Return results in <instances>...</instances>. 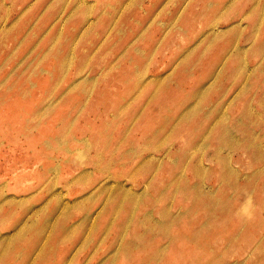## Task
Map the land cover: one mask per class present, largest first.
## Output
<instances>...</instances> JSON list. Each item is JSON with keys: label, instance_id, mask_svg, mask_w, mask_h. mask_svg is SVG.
Wrapping results in <instances>:
<instances>
[{"label": "rangeland", "instance_id": "1", "mask_svg": "<svg viewBox=\"0 0 264 264\" xmlns=\"http://www.w3.org/2000/svg\"><path fill=\"white\" fill-rule=\"evenodd\" d=\"M177 262L264 264V0H0V264Z\"/></svg>", "mask_w": 264, "mask_h": 264}, {"label": "bare ground", "instance_id": "2", "mask_svg": "<svg viewBox=\"0 0 264 264\" xmlns=\"http://www.w3.org/2000/svg\"><path fill=\"white\" fill-rule=\"evenodd\" d=\"M212 32H214V30H211L210 31V33H212ZM216 41V40H215ZM215 44V43H214ZM213 45V44H212ZM206 46H207V44H206ZM208 47V46H207ZM205 49V48H204ZM210 49V48H209ZM207 51V50H206ZM214 57V56H213ZM230 57H231V55H230ZM229 57V58H230ZM215 58V57H214ZM231 59V58H230ZM229 59V60H230ZM214 61H215V59H214ZM213 62V61H212ZM225 62V61H224ZM222 63L223 62H221L218 66H217V69H219V70H221L222 69ZM214 64V63H213ZM224 65H226V64H224ZM58 66V65H57ZM220 67V68H219ZM62 68V67H61ZM209 69V68H208ZM219 70H218V72H219ZM62 72V71H61ZM210 72V71H209ZM233 72V71H232ZM124 75V74H123ZM222 75V74H221ZM125 76H127V75H125ZM204 78V77H203ZM140 82L141 83H144V84H146L147 82H144L143 80H140ZM140 82H138V80H134L133 81V85H136L137 83H140ZM209 92V91H208ZM201 117V116H200ZM222 121H224V119H220L219 120V122H222ZM234 122V121H233ZM236 122V121H235ZM235 126V125H234ZM215 128H217V127H215ZM214 129V128H213ZM213 129L211 130V131H213ZM219 130V129H218ZM238 130V129H237ZM216 132H217V130H216ZM190 133V132H189ZM216 134V133H215ZM214 134V135H215ZM215 137V136H214ZM147 157H148V155L145 157V159L144 160H147ZM127 158V157H126ZM110 160H112V158L110 159ZM114 161V160H113ZM115 162V161H114ZM149 165V164H148ZM147 165V166H148ZM149 168H150V165H149ZM125 169V168H124ZM148 170V169H147ZM98 189V188H97ZM118 191H121V189H119ZM136 193V192H135ZM127 194L129 195V196H132L134 193L133 192H127ZM115 201V200H114ZM114 203V202H113ZM128 210V209H127ZM162 214V213H161ZM102 217V216H101ZM100 217V218H101ZM125 217V216H124ZM164 217H166V215L163 213V216H160V217H158V218H156L155 219V221L154 222H150V227L149 228H151V229H154V228H156V229H163L164 230V232H162V233H164V235H163V238L162 239H159V240H157L156 241V244H158L159 245V247H160V250H161V252H162V257L164 258V254H166L169 250H171V251H175V247H176V244H177V241L176 240H178V236H177V231H176V228H175V231H176V234H175V231L172 233V234H167V233H169V231L171 230L170 228H172V227H175L176 226V222L175 221H172V222H170V223H165L164 222ZM180 225V224H179ZM140 226V225H139ZM182 227V226H181ZM170 229V230H169ZM157 230V231H158ZM129 231V232H128ZM128 233L126 234L125 233V238L124 239H128V238H130V232L132 231V229L130 230V228L128 229ZM154 231V230H153ZM56 232V231H55ZM145 233H147V237H143V235H145V234H137L136 232H134V234H136V241H134V242H130V240H128L126 243V245H122L123 246V248H126V249H128L129 247H131L132 249H136V248H138V250H139V252H140V249H145V243H146V240H148V238L152 235V232H150V231H146ZM151 233V234H150ZM150 234V235H149ZM156 236V235H155ZM158 236H160V235H158ZM157 236V237H158ZM154 238V237H153ZM156 238V237H155ZM125 241V240H124ZM124 241H122V242H124ZM183 242V241H182ZM179 244V243H178ZM147 245V244H146ZM30 246V245H29ZM187 246V245H186ZM28 248V247H27ZM29 249H27V251H28ZM68 250V249H67ZM66 250V251H67ZM145 251V250H144ZM190 251V250H189ZM63 252H64V250H63ZM146 252H147V250H146ZM173 252H171V253H167L168 254V256L170 255V254H172ZM144 253L145 252H143V255H144ZM182 253V252H181ZM57 254V253H56ZM176 255V253L174 252V256ZM61 256V255H60ZM66 256V255H65ZM152 256V255H151ZM173 256V257H174ZM62 257V256H61ZM135 257V256H134ZM143 258H144V256H142ZM178 257H179V255H178ZM192 257V256H191ZM40 258V257H39ZM138 258H140V257H138ZM159 258V257H158ZM161 258V257H160ZM141 259V258H140ZM142 261V260H141ZM178 261H180L179 259H178ZM153 262V261H152ZM165 262V261H164ZM167 262V261H166ZM165 262V263H166ZM135 263V262H134ZM139 263V262H138ZM137 264V263H136ZM170 264V263H169ZM177 264H178V262H177ZM180 264V263H179ZM189 264V263H188Z\"/></svg>", "mask_w": 264, "mask_h": 264}]
</instances>
